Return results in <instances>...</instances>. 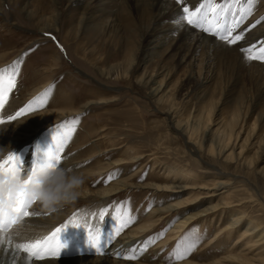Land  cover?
Masks as SVG:
<instances>
[{
  "label": "rangeland",
  "instance_id": "1",
  "mask_svg": "<svg viewBox=\"0 0 264 264\" xmlns=\"http://www.w3.org/2000/svg\"><path fill=\"white\" fill-rule=\"evenodd\" d=\"M172 1L180 6L181 12L185 6L194 11L203 4L208 19L212 18V10L207 7L209 0ZM22 2L26 3L27 11L33 12L32 16L20 11ZM113 2L116 6L112 10L118 12L120 28L104 25L106 13L97 17V24L89 25L83 16L92 0H82L71 6L67 0H0V77L4 80L9 74L15 77L11 90L2 94L0 120L4 122L0 125L10 123L13 128L10 137L16 145L24 143L18 149L16 145L8 148L10 150L0 160L15 148L22 161V172L29 174L32 164L55 145L54 138L67 133L58 166L69 157L66 170L71 169L69 172L73 173L74 169V173L85 178V183L78 190L80 193L75 201L57 207L65 217L43 236L67 223L59 239L71 236L70 226L89 230L94 237L100 235L104 248L86 253L88 256H103L107 248L120 244L121 247L127 245L125 252H111L108 256L113 257L107 256V260L137 264L216 262L227 254L226 250L232 249L231 244L238 235L233 233L228 241L222 237L213 247L212 242L209 243L216 230L229 222L230 210H217L202 219L209 221V225L199 220L176 236H169L177 214L158 220L155 208L174 204L179 197L153 194L137 185L168 184L171 179L160 180L164 174L158 166L169 165L170 173L186 168L192 171L193 178H199L197 183L215 177L213 170H222L226 174L220 177L229 178L231 182L227 195L246 201L241 209L264 221V76L239 70L236 64L226 62L222 56L206 58L207 54L201 50L192 57L181 58L177 49L168 43L158 48L156 54H151L152 44L142 48L150 20L136 18L133 19L136 27L126 28L124 18L129 13L124 9L125 0ZM211 4L222 11L227 9L223 21L227 23L239 18L240 9H250L232 29L233 36L240 35L242 39L230 45L194 26L197 31L239 51L252 47L255 54L258 48L264 47V0H211ZM249 23L246 31L241 28ZM46 24L53 28H39ZM256 34L258 38L251 40ZM242 41L249 44L243 48ZM120 51L122 54L116 55ZM124 52L129 53L130 59ZM242 53L246 57V53ZM249 61L264 67V60ZM150 75L165 86L164 92L154 93ZM37 98L40 102L33 103ZM57 111L71 113L41 122L32 118L39 112ZM21 118L29 119L27 123L30 124L24 127L26 135L17 127ZM73 120L76 122L71 123ZM217 124L223 135L221 145L234 143L232 160L219 164L215 156L202 155L207 152V130ZM193 125L195 146L187 142L185 132L182 135L179 131L181 127L188 133ZM216 140L210 143L214 153L221 148ZM127 151L141 157L140 162L112 167L111 163L123 158ZM123 180L130 186L104 196L98 193ZM175 194L183 195L179 190ZM206 204L205 201L193 206L186 213L200 210ZM101 210L104 218H101ZM249 220H245L244 228ZM125 221L129 222L122 227ZM193 238H198L195 247L182 259H176V253L182 252ZM133 252L136 259L123 258ZM77 255L83 253L45 255L44 259Z\"/></svg>",
  "mask_w": 264,
  "mask_h": 264
},
{
  "label": "bare ground",
  "instance_id": "2",
  "mask_svg": "<svg viewBox=\"0 0 264 264\" xmlns=\"http://www.w3.org/2000/svg\"><path fill=\"white\" fill-rule=\"evenodd\" d=\"M113 1L115 0H92V3L88 4L87 5L88 7L86 6V9H84L83 17L85 21H87L89 25L90 24L95 25L97 24L96 22H98L96 21L97 17L106 13L104 17L105 19L103 18L105 23L99 22L98 24L103 25L104 23V25H107V28H118L121 25L120 24L121 22L119 23V19H118L119 15L117 14L118 12H115V11L113 12L112 10L116 6L115 2ZM67 2L71 6V5L80 4L82 0H67ZM19 6H20L19 7L20 11L25 13V15L27 14L28 16V13H30L31 11L29 10L27 11L26 3H23L22 6L21 5ZM124 9H126L127 12L129 13V15H127L124 18V21H125L124 25L126 28L136 27L137 24L134 25L133 19L140 18L141 20L142 17H144L145 19L147 18L150 20L148 24L149 26L147 27L149 29L147 30L145 34L144 44L142 48H145L146 46L152 44L151 47L154 48V50L151 51V54H156L158 48H161L164 44L168 43L169 45L172 44L174 48L177 49L181 58L185 56L192 57L194 56V54H196L197 50H201L202 52L207 54L205 55L206 58L212 59L215 57V55L219 57L222 56L226 60V62H229V63L231 62V63L236 64L239 70H245V71H248L249 73L257 74L258 76H264V69H263L264 67L262 68V66L258 64L257 62L247 60L246 57L243 55V53L237 50V48L235 49L229 45L224 44L223 42L216 41L213 38L205 37L203 33L200 31H197L194 26L192 27L191 25H188L185 21L179 20V17L182 14L181 8L178 4H176L172 0H125ZM32 13H30V16L33 15ZM249 25L250 23L247 25H243L241 28L246 31ZM50 26L51 25L46 24V26L43 25L39 28L42 30H49L47 28H53ZM241 28H240V31L242 30ZM257 38L258 37L256 34L251 40H255ZM248 40L250 39H247L246 41ZM243 41H242L241 46H243L244 48V46L248 45L249 42L245 41L243 44ZM122 52L123 51H120V53L116 55H120L122 54ZM127 57H129L130 59L129 53ZM109 74H113V73H109ZM151 76L152 75L149 76V79H151L149 80V82L152 83L151 87L155 86L153 87L154 89H152L154 90V93L164 92L165 86L161 85L160 80H154L150 78ZM0 80H4L3 76L0 77ZM69 113L71 112H68V111L66 112L57 111V113H54V112L40 113L39 112V114H36L32 118L41 122L42 120L48 121V119L53 118V117L57 118V117L65 116ZM28 120L29 119L27 118H21L17 125L18 129H21L22 131H24L23 133H21L22 135H26L25 133L27 131L24 130L25 129L24 127L30 124V123H27ZM12 129H11L10 123L0 125V157L4 155L5 152L10 150L8 148L17 144L16 141L10 137L11 135L10 133ZM179 129L182 135L186 133L185 135H187V138H186L187 142L195 146L196 142L192 137L194 133V129H195L194 125L192 127V130L190 129L188 133L186 132V130H184V128L179 127ZM230 130H231V126H230ZM222 136L223 135H222V131L220 130V124L215 125V128H212V127L208 128L207 138H206V142H208L207 143L208 153L204 152L202 154L204 157L215 156L216 158L215 161L218 164L222 162L231 161L232 156H233L234 143L229 145L228 142H225L223 145H221ZM74 140H77V139H74ZM215 140L217 143H220V145L219 144L218 145L221 146L220 150L217 153H214V149L210 144ZM22 144L16 145L15 148L18 149V147L22 146ZM15 148L12 149V153L16 152ZM239 149L241 150V148ZM220 154L222 156L219 157ZM238 154H241L240 151L238 152ZM68 158L65 157L63 159L65 163L64 164L61 163L62 165L60 167L63 168L64 170H66V167L68 166V162H67ZM70 159H73V158H70ZM140 160H141V157H138L136 153L127 151L125 155L123 156V158L118 159L117 161H114L113 163H111L112 164L111 166L115 168H118V166L126 167L138 161L140 162ZM158 167L161 169L160 172L164 174L160 176V180L171 179V181L168 184L165 182L164 183L158 182V183H148V184L145 183V185H137V186L142 187V188H147L153 194L166 195L168 196V198L179 197L178 201L175 202L174 204L168 205L163 208H155V213H156L155 215L158 217V220L165 218L166 216H169L176 212L177 219L174 222L173 226L169 229V232H168L169 236H173V235L176 236V234L180 232L183 228H185L188 225L194 224L196 221L197 222L201 221V224L203 225H209V221H202V219L206 218L208 215L214 214L217 210H219L220 212H226L227 210H230L232 212V215L229 219V222H227L225 225H223L218 230H216V232L209 239L210 240L209 243L212 242V247H213L214 245L220 242V239L222 237H225L228 241L230 235H232L233 233H237L238 235L237 237H235V239L233 240V243L231 244L232 249L226 250L227 254L225 256L221 257V259L217 260L216 262H212L209 264H264V221L258 218H255L254 215L251 216V214L241 209L240 206L246 201L243 202L241 200H234V199H231L229 195H227L226 190L228 189V186L231 184L230 179L225 178V177H220L221 175L225 176L224 175L226 174L225 172H223L222 170H215V171L213 170L215 177H209L204 181H200L201 183H197L199 178H196V179L193 178L194 176H193L192 171L186 168H183L182 171H178L175 169L172 173H170L169 165L166 166L165 168L164 166H158ZM70 170H66V171L69 172ZM72 172L74 173V169H72ZM175 173H180L181 177L177 176ZM173 180H177L178 182H175V181L173 182ZM129 186L130 184L126 183L123 180L120 183L116 182L112 184L111 186L100 190L98 193H101V195L104 196L106 194L108 195L109 193L115 192L118 189H123ZM178 190L183 194L182 196L175 194L176 192H178ZM214 198L215 200L213 201ZM205 201L207 204L202 209L192 211L190 213H186L187 209L193 206H199ZM64 205L66 206L67 204H63L61 206H64ZM59 211L57 213L50 212L48 209L43 208L39 204V202H35V205H33L32 209L30 210V212L35 213V214L28 218H25V222L29 224L31 227L27 232H25L23 229H18L21 231L22 235L18 239L17 242H20L23 239H27V238L43 237V234L45 232L49 231L54 225H56V223H59L62 219H64L65 215L63 213H60ZM246 219H250V220L247 223V226L244 228L246 224L245 222ZM87 225H85V227ZM68 231H71L72 234H70L71 236L67 235V238L64 240L62 238L60 239L64 247L61 249L59 255L68 256V254L72 255V254H77V253L78 254L83 253V255H80V256L77 255L74 258H68V257L64 258L63 257L59 259H42L40 261L32 260L31 264H137V263H132V262H116V261L106 259L108 254L111 252L112 253L117 252V254L122 253V250H124L125 252L124 248L127 245L121 247V245L118 244V246H113L112 249L107 248L103 256L101 255L99 257H92L90 256V254L88 256L86 253H90L94 250V248H92L88 244L89 238L94 237V235H90L93 232L89 230L87 231L76 230L74 227H71V226L69 227ZM126 237L127 236H125V239ZM71 242L72 243L74 242V245H70ZM117 248H119L118 251H117ZM13 259H18V264H25L23 256H21L20 258H15L13 257L11 252L6 253L3 250V248H0V264H11V261ZM179 264H196V263H189L185 261Z\"/></svg>",
  "mask_w": 264,
  "mask_h": 264
},
{
  "label": "snow or ice",
  "instance_id": "3",
  "mask_svg": "<svg viewBox=\"0 0 264 264\" xmlns=\"http://www.w3.org/2000/svg\"><path fill=\"white\" fill-rule=\"evenodd\" d=\"M177 3H185V0H177ZM208 8L212 10V18L208 19V13L205 10V5H201L199 8L194 11L185 6L183 7L182 14L179 17V20L186 21L188 25L195 26L202 29L204 32L211 33L216 36L218 39L227 42L228 44H235L237 41L242 39V36L232 34V29L236 28L240 21L244 19V16L247 11L250 9H240L241 15L238 19L233 20L231 23L223 22L224 21V12L225 10H220L218 6H213L211 0L207 5ZM207 24V26H205ZM242 52L246 53V58L249 60L258 59L264 60V47H260L253 54V48L241 49ZM15 77L11 74L8 75L7 80H0V101H2V94L11 90V87L14 86ZM40 102V98H37L33 103ZM0 103V107H2ZM31 107V105L29 106ZM23 112H18L17 115H20ZM9 119H15V117H9ZM3 120H0V123H3ZM73 120L71 123H75ZM65 127V125H62ZM68 138L67 133H61L58 137H55V145L51 148L45 150L43 158H39L38 162H34L31 167V172L28 174L27 178L22 181L24 187H21L15 193L8 192L3 194L0 192V248L7 252H11L13 257L20 258L24 257L25 264H31V261L34 259H44L45 254L50 256H59L61 249L64 245L61 243L59 236L62 230L65 229L69 224L65 223L60 227H57L48 235H45L41 238H27L23 239L20 242H17L21 237L22 233L18 229H23L27 232L30 229V225L25 222V218H28L35 213L30 212L31 206L35 203V198H29L25 187L33 183V177L35 173L40 168L46 167H57L60 164L61 157L59 153L63 150V144L66 143ZM22 161L18 155L15 153H10L7 157L0 160V174H12L16 176L22 172ZM66 171V170H65ZM6 202V204H5ZM11 210L14 215L9 216L5 208ZM101 218H104V211L101 210ZM18 221L20 222L18 224ZM125 221L123 226L127 225ZM72 226H82L81 224H72ZM119 231V229L117 230ZM198 243V238H193L187 247L182 251L176 253V259H182L193 247ZM88 244L100 251L103 248L101 243V237L97 234L95 237H90ZM124 259H136L135 253H130L123 257ZM11 264H18V259H13Z\"/></svg>",
  "mask_w": 264,
  "mask_h": 264
},
{
  "label": "clouds",
  "instance_id": "4",
  "mask_svg": "<svg viewBox=\"0 0 264 264\" xmlns=\"http://www.w3.org/2000/svg\"><path fill=\"white\" fill-rule=\"evenodd\" d=\"M10 153L8 152L7 156ZM27 176L28 173L24 172L16 176L10 173L0 174V192L3 194L15 193L21 187H24L22 181ZM84 183L85 178L80 174L65 171L59 166L46 167L37 170L33 177V183L27 185L25 191L29 198L34 197L35 202H39L43 208L55 212L58 206L75 201L79 195L78 190ZM5 210L9 216L14 215L7 207Z\"/></svg>",
  "mask_w": 264,
  "mask_h": 264
}]
</instances>
